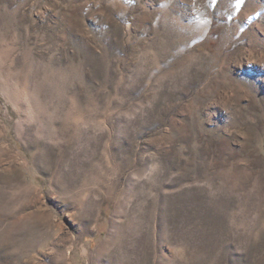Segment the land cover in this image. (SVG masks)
Masks as SVG:
<instances>
[{
	"label": "rangeland",
	"instance_id": "obj_1",
	"mask_svg": "<svg viewBox=\"0 0 264 264\" xmlns=\"http://www.w3.org/2000/svg\"><path fill=\"white\" fill-rule=\"evenodd\" d=\"M0 264H264V0H0Z\"/></svg>",
	"mask_w": 264,
	"mask_h": 264
}]
</instances>
